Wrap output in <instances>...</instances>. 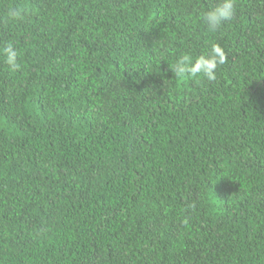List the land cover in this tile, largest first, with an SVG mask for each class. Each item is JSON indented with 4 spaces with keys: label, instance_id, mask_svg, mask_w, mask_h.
Segmentation results:
<instances>
[{
    "label": "trees",
    "instance_id": "obj_1",
    "mask_svg": "<svg viewBox=\"0 0 264 264\" xmlns=\"http://www.w3.org/2000/svg\"><path fill=\"white\" fill-rule=\"evenodd\" d=\"M216 2L0 0V264H264V0Z\"/></svg>",
    "mask_w": 264,
    "mask_h": 264
},
{
    "label": "clouds",
    "instance_id": "obj_2",
    "mask_svg": "<svg viewBox=\"0 0 264 264\" xmlns=\"http://www.w3.org/2000/svg\"><path fill=\"white\" fill-rule=\"evenodd\" d=\"M235 0H217L214 7L205 11L201 20L210 32H216L222 24L231 21L235 15ZM5 62L12 68H17V53L11 48L4 51ZM226 61V55L219 45L213 44L211 49L195 59L184 56L171 67L177 77L202 76L208 81L216 79V70Z\"/></svg>",
    "mask_w": 264,
    "mask_h": 264
}]
</instances>
